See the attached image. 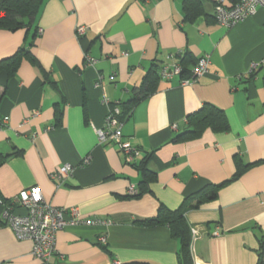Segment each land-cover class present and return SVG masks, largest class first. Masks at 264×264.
Masks as SVG:
<instances>
[{"label":"crops","instance_id":"obj_1","mask_svg":"<svg viewBox=\"0 0 264 264\" xmlns=\"http://www.w3.org/2000/svg\"><path fill=\"white\" fill-rule=\"evenodd\" d=\"M193 1L188 20L184 0H42L29 30H0V60L33 41L36 61L23 59L10 77L0 71V264H39L31 242L17 240L2 221L6 204L23 190L36 187L52 206L108 222L59 231L52 264H180L168 226L137 222L220 184L213 201L196 208L191 202L184 213L199 232L189 241L192 262L257 263L264 236V12L225 28L214 21V8L239 0ZM78 26L87 28L80 38ZM176 53L190 57L184 77L158 79L120 119L123 141L138 151L127 164L116 146L98 143L95 130L110 108L127 113L144 77ZM203 56L207 72L180 84ZM204 104L223 112L227 130L175 140ZM237 160L247 168L234 178ZM63 165L72 176L57 186L50 174ZM142 165L153 178L132 197L127 192H140Z\"/></svg>","mask_w":264,"mask_h":264},{"label":"built area","instance_id":"obj_2","mask_svg":"<svg viewBox=\"0 0 264 264\" xmlns=\"http://www.w3.org/2000/svg\"><path fill=\"white\" fill-rule=\"evenodd\" d=\"M258 11L264 12V0H239L229 7L223 4L217 5L214 8L213 19L217 24L230 28L254 16ZM86 29L84 26H78L76 37H82ZM181 56V53H176L174 56L166 58L168 62H172H163L160 66L157 71L160 80L170 81L182 75ZM86 59L90 64L95 62L89 57H86ZM209 63L208 56L198 58L190 72V77L181 79L180 84H189L198 77L203 76L207 72ZM102 104L109 107L107 99H103ZM119 115L120 110L117 107L110 108L105 116L103 127L96 129L95 133L99 144L116 146L122 153L125 162L131 164L133 158L138 155V151L129 142L123 141V122L120 120ZM6 121L4 119L3 123ZM89 163V158L82 160V165H88ZM72 172L73 168L70 165H63L50 174V179L57 186H60L67 178L72 176ZM127 193L135 195L137 191L134 187H130ZM18 211H21V213ZM2 221L17 240L31 242V255L39 264H52V260L57 256L55 243L59 231L78 224H108V222L100 220L82 219L76 208H61L50 205L45 202L40 190L36 187L23 190L11 198L3 210ZM189 232L190 241L193 243L199 237V232L192 227L189 228ZM214 235L217 236L218 232L216 231ZM100 241L104 244L105 238H100ZM190 250L192 251L191 246Z\"/></svg>","mask_w":264,"mask_h":264},{"label":"trees","instance_id":"obj_3","mask_svg":"<svg viewBox=\"0 0 264 264\" xmlns=\"http://www.w3.org/2000/svg\"><path fill=\"white\" fill-rule=\"evenodd\" d=\"M42 0H0V30L7 32H16L18 30H29L33 23ZM190 5H196L193 0H184L183 8L185 16L188 20H192L193 16L190 15ZM35 35L33 36V38ZM33 45V41L29 45L20 47L13 55L0 60V71H4L8 77L12 76L17 70L20 62L23 59H28L36 62L34 56L31 55L29 49ZM188 55H182L180 63L183 66L182 77H184V66L190 62ZM197 62V61H195ZM252 75L249 76L251 78ZM248 78V79H249ZM156 69L153 68L144 77L141 86L136 90L137 94L128 102L127 113H120L119 118L124 120V116L130 113V108L138 101L144 99L149 94L153 93L156 88L158 80ZM56 123L60 121L61 113L56 112ZM187 128L185 132L179 135L175 140H187L200 136L205 130L212 132L226 131L228 126L225 116L221 110H217L209 104H204L196 112L189 114L186 117ZM247 168L243 166L240 161H236V172L234 178L242 174ZM141 182L139 183V193L130 195L137 197L146 191L147 184L152 180L153 173L145 168V165L140 167ZM233 178V179H234ZM223 184L208 185L199 190L195 194L186 198L181 206L176 210H168L162 205L158 209L157 216L153 219H145L137 222L140 226L151 227L156 225L168 226L172 237L179 242V258L180 264H193L190 256V232L189 226L184 219L185 211L190 207V203L194 202V208L208 201H213L218 193V190ZM137 191V190H136ZM138 192V191H137ZM264 264V236L260 239L259 249L257 253V263Z\"/></svg>","mask_w":264,"mask_h":264}]
</instances>
